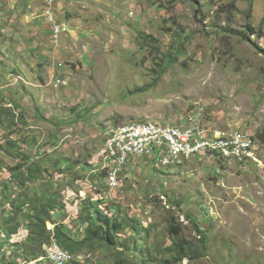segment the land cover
<instances>
[{
	"label": "rangeland",
	"instance_id": "obj_1",
	"mask_svg": "<svg viewBox=\"0 0 264 264\" xmlns=\"http://www.w3.org/2000/svg\"><path fill=\"white\" fill-rule=\"evenodd\" d=\"M98 1L87 2L105 11L100 12L104 20L86 15L81 20L86 28L77 31L88 42L86 30L94 28L102 43L90 40L92 50L98 49L80 58L85 69L57 63L59 74L41 76L45 83L35 74L39 67L34 64L31 70L33 59H27V67L13 53L6 51L10 57H2L7 21L0 18V108L20 114L14 130L0 125V160L6 168L17 164L9 151L19 150L7 149L15 140L36 159L52 162L50 168L56 162L66 168V173L51 169L54 181L71 184L64 191L71 204L68 218L55 215L54 223L65 224L75 237L78 229L86 228L73 224L85 192L105 200L112 212L121 206L149 227L144 256L151 251L158 257L159 250L179 240L170 233L172 223L182 226L180 240L201 251L198 222L207 232L209 251L183 264H264V164L241 166L199 155L163 166L151 158L131 157L116 189L109 186L107 173H91L103 160L111 128L143 119L177 126L200 120L210 128L238 127L256 136L264 163V0H198L201 13L191 0H159L152 5L150 0ZM233 1L236 9L231 12L226 6ZM57 21L64 27L59 46L70 49V39L63 36L68 29L59 16ZM247 23L259 33H248L249 41L235 34ZM162 60L163 67L155 69ZM76 169L82 178L69 175ZM9 176L0 170V193H9L8 201L15 198L10 188L2 187ZM54 223L49 221L47 227L55 228ZM13 250V245L2 248L6 254ZM68 252L85 264L117 260L116 251L107 247L89 255ZM122 257L136 262L133 255Z\"/></svg>",
	"mask_w": 264,
	"mask_h": 264
},
{
	"label": "trees",
	"instance_id": "obj_2",
	"mask_svg": "<svg viewBox=\"0 0 264 264\" xmlns=\"http://www.w3.org/2000/svg\"><path fill=\"white\" fill-rule=\"evenodd\" d=\"M150 1L151 5L159 2V0ZM191 1L194 2L196 11L200 10L198 12L201 13L203 4H200L198 0ZM160 7L163 8L164 6ZM226 7L229 8V11H234L236 9L235 1ZM248 33L249 35L259 34L252 23H247V27L243 31L235 32L246 41L250 40ZM160 63L162 64L163 60ZM160 63H157L155 69L163 67V64ZM154 85H157V81L151 84V86ZM18 115L20 114H14L10 107L0 108V125L14 130L18 127L16 123ZM22 122L26 123L27 121L22 120ZM8 143L7 149L19 151H9V155H13L14 161H17L16 165H10L6 168L5 162L0 160V170L10 173L2 187L10 188L11 196L15 197L8 201L10 194L7 192L0 193V206L3 209V212L0 211V216L8 213L2 221L0 218V264H21L24 262L25 264L33 262L36 264L39 260L40 262L44 261L47 248L53 241H56L65 250L68 249L77 254L83 252L85 255L107 247L117 253V260L114 264H183L186 259L193 261L208 253L207 232L201 229L198 222L195 226L202 240L201 251L192 242L185 239L180 240L179 234L182 231V226L172 223L170 233L174 241L176 238L179 240L172 242L167 248L159 250L158 257L151 251L149 255L144 256L149 227L144 226L139 218L131 216L128 210L125 212L121 206H118L116 212H112L109 209L110 206L104 203L105 200H95L89 195L81 199L79 213L73 220V224H86V228L81 232L78 229L76 232L78 237H75L74 230L65 224L54 223L55 215L60 220L61 216L65 217V221L68 218L67 208L69 209L71 204L67 196L64 195V191L71 184H66L61 179L54 181L55 174L51 173V169L58 173H66V168L60 166V162L54 163L50 168L52 162L36 159L29 153V150L26 152L22 150L20 143H16L15 140H10ZM75 173L77 174L74 179L82 178L77 169L69 175ZM93 178L96 177L93 176ZM13 183L15 187H13ZM30 186L32 190L25 191ZM93 189L97 190V187L94 185ZM49 221L55 224V228L49 229L47 227ZM23 227L28 230L26 238L13 242L14 236L18 235L19 237L23 233ZM80 233L82 238L79 239ZM128 238L131 240L129 244H127L129 240H126ZM12 245L15 251L13 250L9 254L2 251L3 247ZM123 253L135 256L136 262L128 261L127 258L122 257ZM67 264L85 263L81 260H72Z\"/></svg>",
	"mask_w": 264,
	"mask_h": 264
},
{
	"label": "built area",
	"instance_id": "obj_3",
	"mask_svg": "<svg viewBox=\"0 0 264 264\" xmlns=\"http://www.w3.org/2000/svg\"><path fill=\"white\" fill-rule=\"evenodd\" d=\"M57 2L44 0L43 14L53 24L54 43L59 45L64 27L57 21ZM103 153L100 168L92 169L91 173H107L108 184L113 189L120 186L131 157L151 158L163 166L199 155L241 166L264 164L254 134L230 125L210 128L200 120L178 126L147 119L120 123L107 133ZM85 195L84 192L82 197ZM73 258L56 241L48 246L45 257L52 264H67Z\"/></svg>",
	"mask_w": 264,
	"mask_h": 264
},
{
	"label": "crops",
	"instance_id": "obj_4",
	"mask_svg": "<svg viewBox=\"0 0 264 264\" xmlns=\"http://www.w3.org/2000/svg\"><path fill=\"white\" fill-rule=\"evenodd\" d=\"M58 0V16L63 20L68 31L63 35L70 39L73 47L70 49L60 48V44L56 45L53 40V26L47 25L45 21L43 10L44 0H0V18L4 17L3 25V38L6 40V50H1L5 55L2 57H10L9 53L18 55V59L27 64V59H33L35 62L31 63L32 71L39 67L38 79L40 83H45L43 75L59 74L60 68L66 65L67 68L74 67L79 70L85 69L80 58L88 56V54L95 53V48L92 50L90 47L91 42H100L99 32L96 29L86 30V38L88 42L82 40L79 36L78 29H85L81 21L84 16L91 15L94 19H103L100 12H105L102 8H96L94 5L90 7L88 0ZM96 3L101 2L93 0ZM82 13V15H81ZM45 19V20H44ZM112 25V23L109 21ZM27 32V33H25ZM90 35H93L90 38ZM8 51L9 53H7ZM81 51L83 54H81ZM23 58V60H22ZM90 59V58H89ZM23 63H21L23 65ZM59 64V67L56 64ZM37 66V67H36ZM30 69V68H29ZM69 71V70H67ZM65 71V72H67ZM58 81V80H57ZM93 174V173H92Z\"/></svg>",
	"mask_w": 264,
	"mask_h": 264
},
{
	"label": "clouds",
	"instance_id": "obj_5",
	"mask_svg": "<svg viewBox=\"0 0 264 264\" xmlns=\"http://www.w3.org/2000/svg\"><path fill=\"white\" fill-rule=\"evenodd\" d=\"M23 230H24V229H22V232H26V233H28V230H26V229H25L24 231H23Z\"/></svg>",
	"mask_w": 264,
	"mask_h": 264
}]
</instances>
